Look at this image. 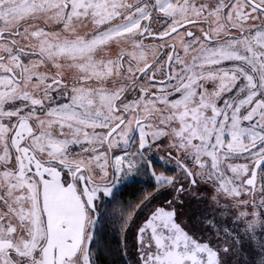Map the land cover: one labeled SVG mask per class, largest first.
Segmentation results:
<instances>
[{
  "label": "snow or ice",
  "instance_id": "6c2138e0",
  "mask_svg": "<svg viewBox=\"0 0 264 264\" xmlns=\"http://www.w3.org/2000/svg\"><path fill=\"white\" fill-rule=\"evenodd\" d=\"M0 264H264V0H0Z\"/></svg>",
  "mask_w": 264,
  "mask_h": 264
},
{
  "label": "trees",
  "instance_id": "16d2710c",
  "mask_svg": "<svg viewBox=\"0 0 264 264\" xmlns=\"http://www.w3.org/2000/svg\"><path fill=\"white\" fill-rule=\"evenodd\" d=\"M106 258L109 259V260H111V259H112V256H111V255H108V254L106 253Z\"/></svg>",
  "mask_w": 264,
  "mask_h": 264
}]
</instances>
